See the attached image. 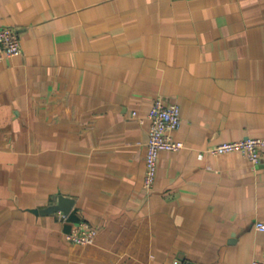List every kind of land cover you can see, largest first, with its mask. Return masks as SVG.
I'll use <instances>...</instances> for the list:
<instances>
[{"label":"crops","instance_id":"1","mask_svg":"<svg viewBox=\"0 0 264 264\" xmlns=\"http://www.w3.org/2000/svg\"><path fill=\"white\" fill-rule=\"evenodd\" d=\"M0 23L22 48L0 60V264L264 259V146L208 151L264 138V0H0ZM158 98L184 147L146 189ZM83 217L99 234L73 243Z\"/></svg>","mask_w":264,"mask_h":264},{"label":"built area","instance_id":"2","mask_svg":"<svg viewBox=\"0 0 264 264\" xmlns=\"http://www.w3.org/2000/svg\"><path fill=\"white\" fill-rule=\"evenodd\" d=\"M21 39L8 24L0 23V60L16 56L21 52ZM133 110V114H137ZM150 119L149 141L146 154V173L144 187H153L161 152L164 150L176 151L184 147V142L173 136L182 122L181 107L177 102H167L161 98L155 99L147 113ZM264 138L247 136L234 140L221 141L208 149L209 152L220 154L231 151H241L252 161L258 162L261 158V149ZM257 227L264 228L263 222H257ZM100 226L83 217L75 222L66 237L69 241L78 244H88L96 240ZM179 264H186L181 262ZM250 264H264L263 258L255 257Z\"/></svg>","mask_w":264,"mask_h":264},{"label":"water","instance_id":"3","mask_svg":"<svg viewBox=\"0 0 264 264\" xmlns=\"http://www.w3.org/2000/svg\"><path fill=\"white\" fill-rule=\"evenodd\" d=\"M74 203V199L60 195L57 203L39 209L42 213H49L53 211L62 210L64 213H69ZM186 264H191L186 262Z\"/></svg>","mask_w":264,"mask_h":264}]
</instances>
